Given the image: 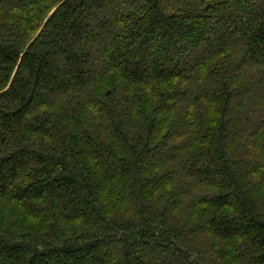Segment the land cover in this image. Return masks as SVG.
Instances as JSON below:
<instances>
[{
	"label": "trees",
	"instance_id": "16d2710c",
	"mask_svg": "<svg viewBox=\"0 0 264 264\" xmlns=\"http://www.w3.org/2000/svg\"><path fill=\"white\" fill-rule=\"evenodd\" d=\"M0 264H264V0H0Z\"/></svg>",
	"mask_w": 264,
	"mask_h": 264
}]
</instances>
